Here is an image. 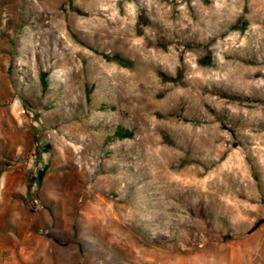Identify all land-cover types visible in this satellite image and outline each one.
<instances>
[{"label": "rangeland", "instance_id": "1", "mask_svg": "<svg viewBox=\"0 0 264 264\" xmlns=\"http://www.w3.org/2000/svg\"><path fill=\"white\" fill-rule=\"evenodd\" d=\"M0 264H264V0H0Z\"/></svg>", "mask_w": 264, "mask_h": 264}, {"label": "trees", "instance_id": "2", "mask_svg": "<svg viewBox=\"0 0 264 264\" xmlns=\"http://www.w3.org/2000/svg\"><path fill=\"white\" fill-rule=\"evenodd\" d=\"M41 80H42L43 86L46 87V81H45V74L44 73L41 75ZM114 135L116 137H120V138H128V137H132L133 133L131 131H129V130H124L122 128H117L114 131Z\"/></svg>", "mask_w": 264, "mask_h": 264}, {"label": "bare ground", "instance_id": "3", "mask_svg": "<svg viewBox=\"0 0 264 264\" xmlns=\"http://www.w3.org/2000/svg\"><path fill=\"white\" fill-rule=\"evenodd\" d=\"M14 111L16 112L17 111V108H15Z\"/></svg>", "mask_w": 264, "mask_h": 264}]
</instances>
